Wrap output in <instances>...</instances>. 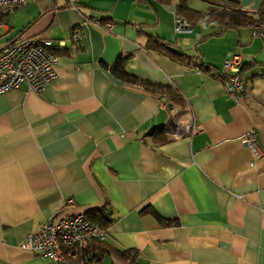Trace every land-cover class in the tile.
<instances>
[{
  "label": "crops",
  "instance_id": "1",
  "mask_svg": "<svg viewBox=\"0 0 264 264\" xmlns=\"http://www.w3.org/2000/svg\"><path fill=\"white\" fill-rule=\"evenodd\" d=\"M263 1L188 5L256 12ZM177 3L83 0L82 11L109 20L111 30L82 24L67 0H34L8 15L6 33L22 31L15 40L48 37L61 51L58 77L43 93L23 85L0 94V264H50L20 248L26 235L76 211L99 220L101 210L113 222L93 245L94 264H264V156L254 160L241 141L254 129L264 150V37L218 21L176 33ZM147 32L194 59L173 58ZM235 53L247 79L239 101L208 70ZM121 54L132 55L128 71L172 85L179 101L102 66ZM191 118L198 132L170 135L168 124ZM70 197L75 204L64 203ZM126 249L139 253L124 258Z\"/></svg>",
  "mask_w": 264,
  "mask_h": 264
},
{
  "label": "built area",
  "instance_id": "2",
  "mask_svg": "<svg viewBox=\"0 0 264 264\" xmlns=\"http://www.w3.org/2000/svg\"><path fill=\"white\" fill-rule=\"evenodd\" d=\"M31 1L34 0H0V29L5 25L10 13L19 5ZM67 2L81 15L82 24L91 23L100 28L112 29V22L84 13L81 9L83 0ZM192 26V22L183 15H175L176 33H190L193 30ZM252 27L264 37V24ZM81 37L82 28L79 25L73 29L72 38L80 42ZM58 47L59 43L43 36L18 38L1 47L0 94L19 89L23 85L39 94L43 93L46 86L58 77L57 66L60 60L56 52ZM208 70L224 84L229 95L235 101H239L247 87L241 55L235 53L224 60L222 67L209 66ZM187 122L184 125L174 124V128L168 124V132L173 137H181L199 131L193 118ZM241 141L252 151L254 160L264 156L256 130H248L241 137ZM64 203L75 204V199L67 198ZM107 236L106 228L92 223L86 212L76 211L70 215L48 219L36 231L29 232L19 246L24 250L39 253L48 259L50 264H94L97 259L91 255L84 256V250L93 242L106 241Z\"/></svg>",
  "mask_w": 264,
  "mask_h": 264
},
{
  "label": "trees",
  "instance_id": "3",
  "mask_svg": "<svg viewBox=\"0 0 264 264\" xmlns=\"http://www.w3.org/2000/svg\"><path fill=\"white\" fill-rule=\"evenodd\" d=\"M140 3H150L153 0H135ZM159 3H162L164 5H170L174 0H154ZM84 7L83 5H81ZM81 7V8H82ZM176 14L183 15L185 18L190 20L192 23H210V22H224L227 23L230 27L238 28L240 26H254L256 24H264V1L258 8L256 12H250L248 10H245L241 7L240 4H234V7H223V8H212L211 10H208L206 12L196 10L188 5V0H178L177 7H176ZM91 15V14H88ZM94 16V15H91ZM95 17V16H94ZM102 20H106L104 17L101 18ZM22 31L18 32L15 37L8 40L7 43L13 42L16 37H18ZM148 33V32H147ZM149 34V33H148ZM152 38V41L154 42H160L162 46L165 47L164 52L172 56L173 58L187 62L188 60H193L194 56L189 55L185 53L182 49L174 50L170 48L168 45H170L171 42L166 41L163 38L154 36L152 34H149ZM208 36H205L202 40L207 39ZM6 43V44H7ZM199 42L196 43V47L198 46ZM1 49V48H0ZM59 51L61 49L56 48V52L59 54ZM132 60V55H124L121 54L115 62L113 63H107L102 61L101 64L104 68L109 70L116 78H119L123 80L127 84L132 85H138L142 87L144 90L156 93V94H165L168 97L172 99V101H179V92L174 88L172 85L168 84H162L159 82H155L149 79H145L142 77H139L130 71H128L127 67L128 64ZM101 217L99 220L95 219L96 216L90 215L88 212L87 216L90 219V221L94 224H98L102 227L108 226L110 223L113 222V218L110 217V214L108 212H105L101 210ZM142 212L146 213L149 212L153 214L160 222L163 224H172L173 222L168 221L166 218L162 217L156 210H154L152 207H146L142 210ZM95 243L100 242H93L90 244L85 250H84V256H93L94 258L98 259V256L93 255L94 247L93 245ZM124 258H127V253H131V257L135 258L138 255V251L134 249H126L121 251Z\"/></svg>",
  "mask_w": 264,
  "mask_h": 264
},
{
  "label": "rangeland",
  "instance_id": "4",
  "mask_svg": "<svg viewBox=\"0 0 264 264\" xmlns=\"http://www.w3.org/2000/svg\"><path fill=\"white\" fill-rule=\"evenodd\" d=\"M20 6H21V5H20ZM20 6H18V7H19V10H21V9H20ZM7 17H8V16H7ZM19 19H20V18H17V20H19ZM17 31H18V29H13L11 32L6 33V31H5L4 28L2 27V28L0 29V48L3 47V46L8 42L9 39L15 37V35L17 34V33H15V32H17ZM13 33H15V34H13Z\"/></svg>",
  "mask_w": 264,
  "mask_h": 264
},
{
  "label": "water",
  "instance_id": "5",
  "mask_svg": "<svg viewBox=\"0 0 264 264\" xmlns=\"http://www.w3.org/2000/svg\"><path fill=\"white\" fill-rule=\"evenodd\" d=\"M229 1H233V2H239V0H229Z\"/></svg>",
  "mask_w": 264,
  "mask_h": 264
}]
</instances>
